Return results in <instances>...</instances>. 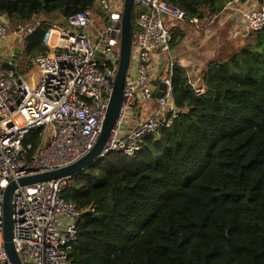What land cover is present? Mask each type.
<instances>
[{
	"label": "trees",
	"instance_id": "1",
	"mask_svg": "<svg viewBox=\"0 0 264 264\" xmlns=\"http://www.w3.org/2000/svg\"><path fill=\"white\" fill-rule=\"evenodd\" d=\"M166 1L202 17L222 14L232 0ZM93 7L94 0H0L13 25L41 17L19 56L27 69L47 50L54 20ZM170 30L173 49L184 32L177 23ZM241 36L237 50L225 40L208 60L200 95L174 66L173 102L182 111L146 135L135 155L110 151L71 175L62 197L81 215L66 264H264V27ZM39 135L32 129L25 141L35 147Z\"/></svg>",
	"mask_w": 264,
	"mask_h": 264
},
{
	"label": "built area",
	"instance_id": "2",
	"mask_svg": "<svg viewBox=\"0 0 264 264\" xmlns=\"http://www.w3.org/2000/svg\"><path fill=\"white\" fill-rule=\"evenodd\" d=\"M124 0H100L108 19L98 30L102 62L85 31L92 24L91 9H83L47 29V50L37 55L27 72L0 66V264H11L2 242V191L11 179L53 170L83 156L95 143L109 103L112 82L117 72L121 13ZM238 4L240 0H232ZM146 7L138 11L133 30L130 63L122 88L118 116L99 156L118 150L127 156L141 149L143 138L171 124L180 110L173 102L172 75L179 65L170 47L168 20L193 25L198 31L210 25L218 14L188 16L182 7L166 0H133ZM236 9L246 30L264 27V0L253 7ZM148 11V12H147ZM37 18L18 23L12 34L25 47V38L38 25ZM97 30V29H96ZM7 38V20L0 12V44ZM112 52L114 59L106 57ZM164 61L160 97H152L159 79V58ZM131 66V68H130ZM189 85L197 95L205 91L199 79ZM153 100L143 118L140 109ZM139 114L136 115V112ZM40 129L35 147L25 141L32 129ZM72 185L71 176L18 186L12 194L13 242L23 264H66L76 237L81 210L62 197Z\"/></svg>",
	"mask_w": 264,
	"mask_h": 264
},
{
	"label": "water",
	"instance_id": "3",
	"mask_svg": "<svg viewBox=\"0 0 264 264\" xmlns=\"http://www.w3.org/2000/svg\"><path fill=\"white\" fill-rule=\"evenodd\" d=\"M43 1V0H41ZM244 2L245 0H240ZM133 6V0H124L123 8L121 13V34H120V43H119V52L117 57V72L112 82V90L109 99V103L106 108L105 116L102 121L101 129L98 134V137L93 144V146L86 152L83 156L75 160L74 162L53 169L49 171L39 172L35 174H30L17 179H11L8 184L3 188L2 191V242L7 253V256L11 264H23L21 258L15 248L13 238V221H12V194L13 191L18 186L29 185L38 181H46L63 176H71L79 173L85 167L93 164L97 160L101 159L104 156H99L103 145L105 144L111 127L113 126L120 107L122 103V88L125 77L129 75L128 68L130 63V54L132 47V38H133V25L131 23V9ZM140 11H146V7L139 6ZM226 11H231L229 7H225ZM93 11L95 14L103 15L105 12L101 9L100 0H94ZM148 12V11H147ZM108 19L107 14L104 15V21ZM62 24L64 26L68 25V20L63 19ZM73 29L75 31L81 32L85 31V28L82 25H74ZM99 40V34L93 40V44L96 45ZM20 49L19 46H14L12 52L9 55L1 56L0 66L5 69L15 70L16 64L19 58ZM96 55L99 62H102L104 53L102 52V46L96 45ZM106 57L110 60L114 59L112 52L106 53ZM35 60L32 59V64ZM159 82L157 85L156 91L151 94V98L160 97L162 91L165 89L164 83L161 81V76L164 70V61L163 58H159ZM139 114V111L136 112V115ZM91 206H89L86 211H89Z\"/></svg>",
	"mask_w": 264,
	"mask_h": 264
},
{
	"label": "crops",
	"instance_id": "4",
	"mask_svg": "<svg viewBox=\"0 0 264 264\" xmlns=\"http://www.w3.org/2000/svg\"><path fill=\"white\" fill-rule=\"evenodd\" d=\"M258 1L259 0H245L244 2L240 1L238 4L229 2L225 7H229V9L232 10L226 11L224 7V12L218 14L217 18L210 25L200 31L195 29L191 24L168 20L169 27H172L173 24L177 23L184 32L181 41L172 50L177 62L186 70L190 78L199 79L201 77L202 71L208 60L221 53L225 40L232 42L233 40L230 39L231 37H236L238 34H245V25L243 24L242 19H239L240 21L237 19L240 18V15L236 7L240 6L244 9L253 7ZM34 18H37L39 22L41 20L40 16H35ZM60 20L62 19L54 20L53 22ZM92 28L95 29L97 35V26L94 25ZM15 40H18V38L13 34L8 35L5 40V52L0 54V58L3 55H9L14 46H19V44H14ZM228 45L229 48H231V44L227 43V46ZM148 104L149 102L145 103V107ZM150 108H147L146 111L141 108V112L138 115L139 118H143Z\"/></svg>",
	"mask_w": 264,
	"mask_h": 264
},
{
	"label": "rangeland",
	"instance_id": "5",
	"mask_svg": "<svg viewBox=\"0 0 264 264\" xmlns=\"http://www.w3.org/2000/svg\"><path fill=\"white\" fill-rule=\"evenodd\" d=\"M138 11H139L138 8L136 6H134V8H133V14H134L135 19H136V16L138 14ZM104 15H105V13L103 15H98V14H95L93 12L92 15H91L92 24L87 25L85 27V33L90 37V39H91L92 42H93V40H94V38L96 36V31H95V29L92 28V26L96 25L97 26V29L98 30H101L104 27V22L102 23V20L104 19ZM237 19L239 20V19H241V17L240 18H237ZM14 28H15V25L11 24L8 21L7 22V37H8V35L12 34ZM230 39L233 40L232 42H227V43H230L231 44L230 50H237L239 48L240 43L242 42L243 37L240 34H238V36L231 37ZM19 41H20L19 39L18 40H15L14 41V44H19V49H20V54H21L23 52V44H22L21 41L20 42ZM5 43L6 42L0 44V54L3 53V52H5V49H6ZM115 52H116V55H118V51L116 50ZM20 54H19V56H20ZM27 68L28 67L25 64V61H22V59H19L18 58V61H17L15 70L17 72H22V71L23 72H27L30 69H32L33 66L31 68H29V69H27ZM130 68H131V66H130ZM154 106H155V102L153 100H151L146 107H143V110L146 111L147 108L154 107Z\"/></svg>",
	"mask_w": 264,
	"mask_h": 264
}]
</instances>
